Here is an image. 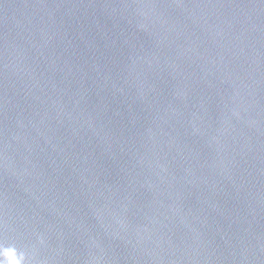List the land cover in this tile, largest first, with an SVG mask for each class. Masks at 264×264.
<instances>
[{
	"label": "water",
	"instance_id": "obj_1",
	"mask_svg": "<svg viewBox=\"0 0 264 264\" xmlns=\"http://www.w3.org/2000/svg\"><path fill=\"white\" fill-rule=\"evenodd\" d=\"M0 264H264V0H0Z\"/></svg>",
	"mask_w": 264,
	"mask_h": 264
}]
</instances>
